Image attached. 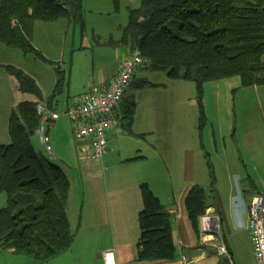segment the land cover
Listing matches in <instances>:
<instances>
[{"label":"crops","instance_id":"0c3cea01","mask_svg":"<svg viewBox=\"0 0 264 264\" xmlns=\"http://www.w3.org/2000/svg\"><path fill=\"white\" fill-rule=\"evenodd\" d=\"M35 33L34 30L33 40ZM128 53L129 48L122 45L120 50L115 51V62L110 71L98 72L94 79L86 80L76 91H71L73 79L68 76V92L63 113L57 109L62 101L57 96L51 102L40 100L46 101L61 114L55 122L48 123L47 133L50 140L52 135L54 141L55 158L68 170L65 173L71 182L67 213L68 206L75 207L73 220L68 214L75 237L70 248L44 262L16 254L9 249H0V264H105L103 254L108 249L113 251L116 264H255L248 208L253 196L261 191H251L245 185L239 184L238 197L242 203L236 205L233 177H240L247 170V162L253 164V170H260L259 164L262 165L263 158L260 125L251 122L245 126L241 139L236 140L237 146L227 147L224 144V152L218 160L222 176L230 182L227 196L229 208L221 209L218 204L210 203L208 199V207L199 216L196 230L188 215L186 196L189 189L196 184L202 185L206 192L209 184L211 195H215L216 178L211 159L214 151L219 155L220 148L214 142V151H211L213 148L208 144V115L206 125L202 131L199 130L196 86L191 81L166 76L156 82L161 84L158 86H129L125 96L133 97L137 105L133 123L130 130L121 124L123 108L120 106V124L109 130L108 149L100 159L84 155V141L78 142V145L71 141L64 145L58 139L63 133L72 132L74 135L73 124L61 121L66 109L90 89L107 88L119 70L121 58ZM145 69L143 66L139 67L132 81H136ZM149 72L152 70L143 74ZM7 79L13 91L12 77L1 66L0 101L5 100L4 95L10 94L7 92ZM234 81L225 82L228 86L226 89L220 87L221 84L217 81L206 83L203 100L205 107L213 87L219 96L229 88L231 91L237 89L236 94L243 93L242 97L246 89H252L253 92L248 98L259 92V85L242 87L240 80ZM41 90L43 91L42 86ZM242 100L245 104L246 100ZM0 127L3 128V122ZM7 131L8 134L4 129L0 133L1 143L10 142L9 130ZM213 134L214 132L210 138ZM38 141L42 144L39 138ZM260 172L264 174V170ZM143 184L148 185L171 214L176 246L171 259H139L142 233L139 214L144 207L141 187ZM261 188L264 190V177H261ZM207 196L209 197L208 192ZM218 216L220 233L212 231L213 229L205 230L206 224ZM221 242L227 245L228 255L218 252L216 244Z\"/></svg>","mask_w":264,"mask_h":264},{"label":"trees","instance_id":"16d2710c","mask_svg":"<svg viewBox=\"0 0 264 264\" xmlns=\"http://www.w3.org/2000/svg\"><path fill=\"white\" fill-rule=\"evenodd\" d=\"M62 18L81 22L82 0H0V43L46 60L33 43L35 23ZM170 19L180 22L179 30L188 38L165 26ZM120 43L129 52L141 51L143 67L195 83L202 131L207 123L206 83L238 77L242 87L264 85V0H141L139 7L129 9ZM5 69L32 98L11 110L10 142L0 143V193H8L0 209V249L44 262L66 252L75 237L67 213L71 182L33 144L40 123L36 105L43 100L37 80L14 65ZM56 74L55 89L60 90L65 74L59 67ZM145 85L152 83L141 79L130 86ZM121 107V124L130 130L136 101L125 96ZM141 187L139 259H171L176 250L171 214L147 184ZM185 201L198 230L199 216L208 207L205 188L193 185Z\"/></svg>","mask_w":264,"mask_h":264},{"label":"rangeland","instance_id":"374dc122","mask_svg":"<svg viewBox=\"0 0 264 264\" xmlns=\"http://www.w3.org/2000/svg\"><path fill=\"white\" fill-rule=\"evenodd\" d=\"M140 5L141 0H82L81 22L62 18L54 22L37 21L35 23L36 27L34 26V30L36 33L33 40L35 43H33L47 58L46 60L36 56L34 53H24L19 48H12L0 43V64L3 63L0 67L5 68L6 64H11L33 76L39 82V86L43 88V100H50L53 97L52 95L54 94V90H56L57 83L56 68L59 67L65 74L63 80L64 86L62 85L63 90L61 92L56 90L55 95L57 98L62 99L57 109L63 113L65 107L64 100L67 99L68 92V76L73 79L71 91H76V89H80L84 85L86 80L94 79L98 72L110 71L109 69H111L114 64L113 62H115V51L120 50L122 47L120 39L123 28L128 23L129 9L137 8ZM165 26L173 33L183 38H188L179 30L180 22L178 20L170 19L165 23ZM147 70L149 69L146 68L143 72ZM143 72L139 74L136 82L146 77L147 81L152 83L151 86L161 85L156 84V82L165 79L167 76L166 73L161 71H152L146 73V75ZM10 76L12 77L13 91L10 87V81L7 79V92L10 93V96L6 94L4 95V97L6 96L4 98L5 100L0 101V126L1 122H3V128L0 127V133L4 129L7 134L11 108L16 107L21 100L32 97L27 93L21 92L14 76L11 74ZM225 80H217L223 89L228 87L225 82L233 83L235 82L234 80L240 79L238 77H231ZM191 82L195 84L193 81ZM136 87L134 86L132 88ZM258 89L259 92L257 91L252 98H248L247 96L253 92L250 88L246 89L247 91L242 97L243 93L236 94L237 89L231 91L230 88L222 91L219 96L214 92L216 88L213 87L207 98V106L205 107L204 105L205 112L208 115V123L206 126L209 136L207 138L208 144L213 148L211 151H214V142H217L220 148L219 155L214 151L211 159L216 178L214 187L216 191L214 194L217 198L215 195H211L212 192L210 191L209 184H207L208 188L206 189L209 194V202L218 204L221 209L229 208L227 196L230 192V182L221 174L218 157L224 152L223 148L225 143L227 147L237 146L236 140L241 139V133L244 127L251 122L260 125L262 132L261 148L263 158L262 165L260 166L259 164V168L260 170H264V85H259ZM242 99L246 100L245 104H243ZM199 116L200 108L198 105V118ZM62 120L68 122L70 125L72 123L65 114L61 116ZM212 132L214 134L210 138ZM58 139L64 145L65 143L69 144L70 141L75 145L79 144V141L75 139L72 132L63 133ZM32 140L39 154L49 158L44 145L38 141V137L34 135ZM50 141L55 152L52 135ZM50 161L59 165L68 173V170L60 160L53 158ZM247 164V170L244 173L242 172L243 175L241 174L240 177L235 175L233 177L236 190V205L242 203L238 197L240 196L239 184L241 186L245 185L251 191H261L260 193H264V190L261 188V177H264V174L260 170H253L252 163L247 162ZM243 168L245 169V166ZM7 199L8 193L6 191L0 193V209L6 205ZM68 214L72 220L75 218L74 206L72 208L68 206Z\"/></svg>","mask_w":264,"mask_h":264},{"label":"built area","instance_id":"2783aa9c","mask_svg":"<svg viewBox=\"0 0 264 264\" xmlns=\"http://www.w3.org/2000/svg\"><path fill=\"white\" fill-rule=\"evenodd\" d=\"M143 62L140 50L126 54L121 58L119 70L107 88L90 89L66 109L65 114L73 124L75 139L86 143L82 150L84 155L100 159L107 152L108 132L111 128L119 126V108ZM36 109L40 115L36 135L44 145L49 159H53L55 153L47 133V125L55 122L61 114L52 109L46 101H39ZM248 219L255 264H264V193L257 192L253 196L248 208ZM208 229L220 233L219 216L206 224L205 230ZM216 248L220 254H229V249L223 242L216 244ZM103 255L105 264H116L111 249L105 250Z\"/></svg>","mask_w":264,"mask_h":264}]
</instances>
